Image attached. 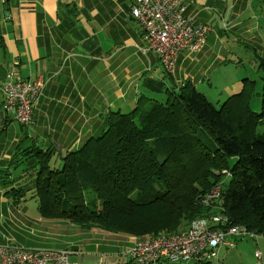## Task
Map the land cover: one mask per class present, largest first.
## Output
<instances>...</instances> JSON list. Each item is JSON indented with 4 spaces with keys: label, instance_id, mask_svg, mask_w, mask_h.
Masks as SVG:
<instances>
[{
    "label": "trees",
    "instance_id": "obj_1",
    "mask_svg": "<svg viewBox=\"0 0 264 264\" xmlns=\"http://www.w3.org/2000/svg\"><path fill=\"white\" fill-rule=\"evenodd\" d=\"M259 67L258 113L245 89L216 109L189 82L166 88L159 102L139 97L129 113L110 112L105 130L60 157V167H50L52 150L23 151L33 179L6 197L15 203L32 191L42 219L142 239L206 217L197 199L228 171L223 214L263 236L264 60Z\"/></svg>",
    "mask_w": 264,
    "mask_h": 264
},
{
    "label": "crops",
    "instance_id": "obj_2",
    "mask_svg": "<svg viewBox=\"0 0 264 264\" xmlns=\"http://www.w3.org/2000/svg\"><path fill=\"white\" fill-rule=\"evenodd\" d=\"M182 1L185 16L208 25L211 33L200 52L181 53L175 72L167 74L157 57L136 48L144 43L140 26L130 16L131 0H0V243H4V209L20 208L23 201L11 203L6 197L9 190L33 179L32 161L23 151L52 150L51 162L60 167V157L105 130L110 112L129 113L139 97L164 99L166 88L175 92L189 82L207 99L204 81L214 82V75L222 73L221 68L212 69L224 64L219 59L223 39L241 43L246 35L244 41H258L251 35L259 33L264 0ZM12 72L43 84L27 127L2 109L1 89ZM68 233L79 242L55 249L71 252L69 261L82 255L73 245L98 247L103 237L95 229ZM129 239L132 245L134 238ZM104 261L98 258L97 264H107Z\"/></svg>",
    "mask_w": 264,
    "mask_h": 264
},
{
    "label": "built area",
    "instance_id": "obj_3",
    "mask_svg": "<svg viewBox=\"0 0 264 264\" xmlns=\"http://www.w3.org/2000/svg\"><path fill=\"white\" fill-rule=\"evenodd\" d=\"M130 16L142 30L144 55L158 58L167 74L175 72L181 53L197 54L206 43L211 28L194 18L186 17L182 0H131ZM10 81L1 91L3 112L22 127L32 124V115L42 91V81L22 80L10 73ZM230 178L222 172L217 185L201 194L197 203L208 210L183 231L134 239L124 257L131 264H221L220 251L235 246V239L256 240L258 234L241 225H232L223 214L222 184ZM260 236V235H259ZM262 236V235H261ZM71 252L56 249H28L0 243V264H71ZM257 259L260 252H255Z\"/></svg>",
    "mask_w": 264,
    "mask_h": 264
},
{
    "label": "rangeland",
    "instance_id": "obj_4",
    "mask_svg": "<svg viewBox=\"0 0 264 264\" xmlns=\"http://www.w3.org/2000/svg\"><path fill=\"white\" fill-rule=\"evenodd\" d=\"M260 22L258 35H251L258 41H244L243 39L247 38L245 35L243 39L241 38V43H235L232 41V37H225L221 44L224 50L220 55V48L216 51L224 64L214 67L212 71L221 68L222 73L214 75V82L207 80L203 84H207V87L203 89L207 100L216 109H220L223 102L231 95L240 93L245 89L250 94L249 105L251 110L256 113L260 111L262 70L259 67L261 62L259 59H264V19L261 18ZM229 53H232L233 56L228 55ZM215 78L218 79L215 80ZM162 99L160 95L150 98V100L157 102ZM263 131L264 128L259 127L257 133ZM202 140L204 144H207L206 140ZM233 163L234 161H231V165ZM52 166L51 162L50 167ZM20 203V208L15 207L11 211L4 209V245L13 244L28 249H55L64 247L69 242H79V240H72L68 233V231L78 230L79 227L62 221L41 219L37 211V202L30 199L29 196ZM41 222L47 223L48 226L44 227ZM0 232L3 234L1 228ZM97 233L101 234L103 236L101 238L104 239L99 238L98 247L95 244L87 243H82L84 248H80L77 244L73 245V249L80 250L82 255L71 257L70 262L97 264L98 258H102L107 264H130L129 259L123 256L131 245H129V237L98 230ZM86 239L87 237L85 241ZM255 252H260V259L254 256ZM91 255L95 257H90ZM219 258L221 264H264V235H258L256 240L243 237L235 239V246L231 249L223 248Z\"/></svg>",
    "mask_w": 264,
    "mask_h": 264
}]
</instances>
